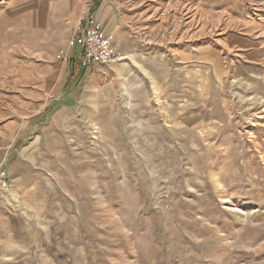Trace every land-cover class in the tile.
Returning a JSON list of instances; mask_svg holds the SVG:
<instances>
[{"label": "rangeland", "instance_id": "obj_1", "mask_svg": "<svg viewBox=\"0 0 264 264\" xmlns=\"http://www.w3.org/2000/svg\"><path fill=\"white\" fill-rule=\"evenodd\" d=\"M102 1L0 0V264H264V0H112L82 69Z\"/></svg>", "mask_w": 264, "mask_h": 264}, {"label": "built area", "instance_id": "obj_2", "mask_svg": "<svg viewBox=\"0 0 264 264\" xmlns=\"http://www.w3.org/2000/svg\"><path fill=\"white\" fill-rule=\"evenodd\" d=\"M103 22L90 15L79 19L68 40V47L78 50L75 63L82 68L113 62L119 52L113 45V36L105 35ZM12 183L4 168H0V197L10 193Z\"/></svg>", "mask_w": 264, "mask_h": 264}, {"label": "crops", "instance_id": "obj_3", "mask_svg": "<svg viewBox=\"0 0 264 264\" xmlns=\"http://www.w3.org/2000/svg\"><path fill=\"white\" fill-rule=\"evenodd\" d=\"M111 1L112 0H109V2H110L109 6L107 5L106 1H102L101 4H100V7L98 8V11L95 14L93 13L92 17H94V15H95L97 17L96 19H98V20L103 22V24H104L103 25L104 26V28H103L104 34L107 35V36L112 35L113 36V45H115L114 44L115 43V40H114L115 39L114 38L115 34H114L113 30L115 31L118 28L119 25H117L116 14H115L114 10L112 9ZM225 2H226V0H222L223 4ZM233 3L237 5V10H233V12L236 13V14L243 15L244 11H243V9L241 7L242 5L240 4V1L233 0ZM262 10H264V8H262ZM261 12H264V11H261ZM257 14L260 15V12L256 13V15ZM42 17H43L42 14H36L35 19L39 20L40 23H41V18ZM121 37L126 38L127 36L124 34ZM77 53H78L77 49L67 47V51L65 53V56H64L65 58L64 59L65 60L69 59V61L72 63L76 59ZM82 69H84V68H82Z\"/></svg>", "mask_w": 264, "mask_h": 264}, {"label": "bare ground", "instance_id": "obj_4", "mask_svg": "<svg viewBox=\"0 0 264 264\" xmlns=\"http://www.w3.org/2000/svg\"><path fill=\"white\" fill-rule=\"evenodd\" d=\"M150 6V5H149ZM191 8V7H190ZM188 12H189V17L191 18V21L192 22H196L198 18H200V15H197L198 14V10L197 9H187ZM150 12V11H149ZM152 12V11H151ZM200 14V13H199ZM153 15V14H152ZM154 16V15H153ZM152 16V17H153ZM189 18V20H190ZM203 18V17H202ZM187 20V19H186ZM201 20L202 19H199L197 22H198V26H197V31L196 32H201V31H205V30H209L211 31V33H216V34H222L221 32V29L219 28V20H214L213 18L210 19L208 18V20H211V27L209 25H202L201 24ZM221 20V19H220ZM190 21V22H191ZM196 22V23H197ZM201 24V25H200Z\"/></svg>", "mask_w": 264, "mask_h": 264}]
</instances>
